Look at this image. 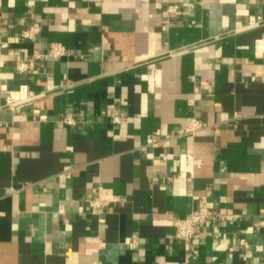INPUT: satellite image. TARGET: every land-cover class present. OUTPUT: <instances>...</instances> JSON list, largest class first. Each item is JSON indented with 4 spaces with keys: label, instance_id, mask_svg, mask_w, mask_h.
Wrapping results in <instances>:
<instances>
[{
    "label": "crops",
    "instance_id": "0c3cea01",
    "mask_svg": "<svg viewBox=\"0 0 264 264\" xmlns=\"http://www.w3.org/2000/svg\"><path fill=\"white\" fill-rule=\"evenodd\" d=\"M21 85L0 109V264H264V0H0V86ZM201 197L186 248L172 219Z\"/></svg>",
    "mask_w": 264,
    "mask_h": 264
},
{
    "label": "built area",
    "instance_id": "2783aa9c",
    "mask_svg": "<svg viewBox=\"0 0 264 264\" xmlns=\"http://www.w3.org/2000/svg\"><path fill=\"white\" fill-rule=\"evenodd\" d=\"M177 10L176 5H169L167 11L173 13ZM39 28L37 24H33L30 28L22 33V36L29 40H34L36 33ZM5 45V44H3ZM47 56L51 58H61L66 55V49L61 43H52L50 44ZM36 58H39L40 55H35ZM17 71L27 70L25 62H19L16 64ZM28 98L27 86L21 85L16 90H6L3 94V89L0 86V109L8 110L9 112H18L19 105L26 101ZM120 115H115L113 120L115 122L119 121ZM64 122L71 123V116H65ZM206 125L200 123L197 120L191 119L187 124L178 130L177 136H186L195 134L197 131L205 128ZM163 139L157 135H150L147 138V145L155 147L159 145ZM90 206L97 210L101 211L104 207V203L98 201L90 202ZM212 216L211 210L208 208L206 197H201L198 200L197 206L189 214L183 218H173L172 225L174 229L173 239L182 241L186 248H188V242L197 234L202 231V226L205 222Z\"/></svg>",
    "mask_w": 264,
    "mask_h": 264
}]
</instances>
